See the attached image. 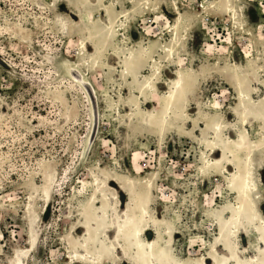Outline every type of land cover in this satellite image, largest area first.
<instances>
[{"label": "rangeland", "instance_id": "rangeland-1", "mask_svg": "<svg viewBox=\"0 0 264 264\" xmlns=\"http://www.w3.org/2000/svg\"><path fill=\"white\" fill-rule=\"evenodd\" d=\"M215 1L0 0V264H140L130 192L156 218L145 239L157 261L225 254L235 168L225 172L211 142L230 150L242 132L264 136V0H239L236 20ZM175 8L180 36L189 31L170 54ZM153 75L159 101L145 87ZM253 167L264 218V149ZM109 179L126 192L103 191ZM230 239L229 264L258 255L254 230Z\"/></svg>", "mask_w": 264, "mask_h": 264}, {"label": "bare ground", "instance_id": "bare-ground-1", "mask_svg": "<svg viewBox=\"0 0 264 264\" xmlns=\"http://www.w3.org/2000/svg\"><path fill=\"white\" fill-rule=\"evenodd\" d=\"M239 0H216L213 3V6L221 8L224 10L226 15H230L233 19H237L238 16V3ZM149 4V3H147ZM240 7V6H239ZM176 22L172 26V31H174L173 36V46L170 50V54H174L181 48L182 36L185 34V31H189L186 27L183 31V35L180 36L179 29L183 21V13L175 8ZM67 23L62 21V26L67 28ZM88 42L83 39L82 41V51L80 52L83 55L87 63L96 62L100 56L99 52H89ZM184 75L181 71L177 73V79L173 81V86L171 88L173 91L169 95V101L165 115L175 113L177 110V93L183 89L185 82ZM145 87L153 93L156 97V100L159 101V94L157 87L155 85L154 75L145 81ZM83 84L89 89V86H92L89 83H86L83 80ZM244 82L240 81L237 83L239 87V99L248 103L251 97L247 95L244 90ZM256 84V83H255ZM90 90V89H89ZM217 134L218 130L216 129ZM210 149L211 155H215L219 152L225 153L227 159H225V172H228L229 167L235 168V172L232 175L231 186L234 189V193L237 195L238 203L235 204L232 208H229V219L227 220L226 228L222 229V234H220L219 240L221 241L220 247H224L225 254L219 258L213 260L212 264H229L230 260L233 258H238L239 252L237 247H233L231 244V237H237L238 234L254 230L259 234V252L256 257H252L248 260H237L238 264H264V218L260 215L255 200L258 198L256 192L258 191L257 185L254 177V167H253V158L255 155L264 149V136L260 141L250 140L246 133L242 132L239 135V139L235 140L233 145L229 147L220 141V136L218 135L212 142ZM215 164H219L224 161V159L219 158L213 160ZM115 184L119 190L125 191V187L122 186V183L116 181L115 179L100 180V188L105 190H113L111 184ZM131 199L129 206L133 207V212L127 218V224L131 234L132 240L135 242L134 248L137 251V255L140 259V264H182L175 263L173 259L163 260L159 259L157 261V246L154 241H149L145 239V235L152 230V226L155 227L156 218L152 215L151 211L147 209L145 205V197H141L138 194L131 193ZM104 196H108L104 194ZM165 232L158 235L160 239L165 237ZM218 252V249L215 250ZM219 255V254H218ZM211 261L212 259L209 258ZM208 260L204 261L203 264H209ZM17 264H20L19 262Z\"/></svg>", "mask_w": 264, "mask_h": 264}]
</instances>
